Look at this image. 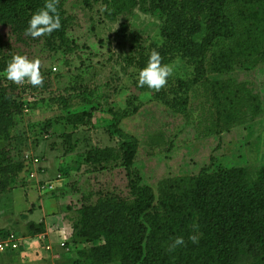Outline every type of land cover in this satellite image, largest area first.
I'll return each mask as SVG.
<instances>
[{"label":"rangeland","instance_id":"rangeland-1","mask_svg":"<svg viewBox=\"0 0 264 264\" xmlns=\"http://www.w3.org/2000/svg\"><path fill=\"white\" fill-rule=\"evenodd\" d=\"M57 1L69 48L52 33L25 35L31 17L25 12L0 17V110L6 106L12 116L9 122L0 120V239L4 231L19 240L18 249L0 251V264L82 260L78 251L93 242L74 232L79 209L87 204L118 211L138 232L129 213L134 206L130 174L119 141L105 127L114 116L136 140L131 169L152 189V210L159 214H169L171 203H182L180 177L241 167L254 178L264 165V61L229 72L208 71L200 80L197 67L163 37L159 16L142 5L109 20V0ZM223 44L211 47L204 67ZM153 49L163 64L173 66L158 92L137 86V73ZM18 54L40 61L42 86L6 79V66ZM217 81L228 82L231 93L219 89ZM228 110L235 118L226 122ZM72 116L88 121L74 123ZM39 180L54 188L39 190ZM179 215L177 236L187 244L189 235L198 234V242L191 243L200 244L198 215ZM41 223L42 231L31 232L30 225Z\"/></svg>","mask_w":264,"mask_h":264},{"label":"trees","instance_id":"trees-1","mask_svg":"<svg viewBox=\"0 0 264 264\" xmlns=\"http://www.w3.org/2000/svg\"><path fill=\"white\" fill-rule=\"evenodd\" d=\"M44 3L0 0V17L13 18L22 12L32 15ZM138 4L159 16L163 37L197 67L200 80L208 71L229 72L235 66L248 68L264 61V0H109L105 16L115 20ZM56 7L61 27L52 34L69 48L62 3L57 1ZM220 41L224 44L212 55L208 68L204 67L206 55ZM216 84L231 93L228 82ZM5 107L0 110V120L9 122L12 116ZM228 111L226 122L235 118ZM70 118L74 123L88 121L83 116ZM105 127L119 141L123 164L130 174L127 186L134 195V206L129 213L138 232L130 229L129 219L118 211L103 204L84 205L79 209L74 236L93 244L87 251H78L82 260L72 264H264V165L254 178L241 167L180 177L178 195L182 203H171L169 214H159L152 210V189L141 184L139 174L131 169L136 156L135 138L120 128L116 116L107 120ZM1 162L0 158V170ZM182 211L198 215L201 243L194 245L188 240L170 252L167 246L178 235ZM30 228L33 233L40 232L43 223ZM1 233L2 237L8 234Z\"/></svg>","mask_w":264,"mask_h":264},{"label":"clouds","instance_id":"clouds-1","mask_svg":"<svg viewBox=\"0 0 264 264\" xmlns=\"http://www.w3.org/2000/svg\"><path fill=\"white\" fill-rule=\"evenodd\" d=\"M56 5L57 0H45L44 6L29 18L25 35L32 38L46 37L53 31L60 29V16ZM161 61L160 53L153 49L146 65L137 73V86H147L148 89L158 92L167 84L168 78L173 73V66L163 64ZM4 75L8 81L16 85L28 83L32 86H42L44 81L40 71V61L38 59L29 60L26 56L19 54L14 55L8 62ZM196 228L197 226L193 225L194 233H196ZM188 239L192 243H197L199 235L191 234ZM184 244V238L177 236L168 244L167 250L171 252Z\"/></svg>","mask_w":264,"mask_h":264},{"label":"built area","instance_id":"built-area-1","mask_svg":"<svg viewBox=\"0 0 264 264\" xmlns=\"http://www.w3.org/2000/svg\"><path fill=\"white\" fill-rule=\"evenodd\" d=\"M34 161H38L35 157ZM42 171V170H41ZM30 178L34 177V172H29ZM38 189L42 191H50L54 188V185L50 181L39 180L37 182ZM19 240L13 233H8L6 236L0 239V251H12L18 249Z\"/></svg>","mask_w":264,"mask_h":264}]
</instances>
